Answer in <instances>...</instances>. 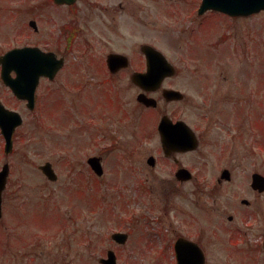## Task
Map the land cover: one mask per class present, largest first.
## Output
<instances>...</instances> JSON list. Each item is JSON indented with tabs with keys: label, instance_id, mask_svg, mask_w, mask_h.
Segmentation results:
<instances>
[{
	"label": "rangeland",
	"instance_id": "obj_1",
	"mask_svg": "<svg viewBox=\"0 0 264 264\" xmlns=\"http://www.w3.org/2000/svg\"><path fill=\"white\" fill-rule=\"evenodd\" d=\"M21 1L26 20L34 15L29 8L39 5L45 25L41 37L26 33L27 44L55 49L70 65L38 86L34 111L4 94L7 105L22 111L25 124L15 136L0 227L9 224L13 238L26 232L35 240L29 246L33 264H101L108 249L118 254L119 264H176L171 239L179 233L199 241L207 264H253L247 245L259 242L256 237L264 232V192L250 185L253 172L264 174V10L200 16L202 0H81L78 12L71 13L45 6L47 0H0V50L17 42V35L10 39L5 32ZM97 6L107 9L103 19ZM64 23L75 25L77 33L70 51L61 33ZM143 42L156 45L176 65L178 73L167 84L190 93L193 102L180 107L182 118L190 122L202 109L211 112L201 147L176 153L192 170V181L174 180L175 161L164 156L154 132L159 115L143 108L139 115L148 119L143 140L135 135L133 119L115 139L99 137L100 148H111L104 177L85 159L98 147L94 128L84 131L78 121L87 119L84 109L95 104L99 91L121 90L129 111L138 107L131 75L146 66ZM110 48L131 55V65L119 75L104 63ZM3 144L0 131V168ZM150 155L159 157L155 168L147 161ZM48 160L59 174L56 181L39 169ZM224 168L232 170L233 179L219 185ZM117 230L130 233L126 245L113 241ZM1 234L0 264H29L23 248L15 245L12 253L4 229ZM236 234L240 238L232 240ZM233 247L244 250L232 254Z\"/></svg>",
	"mask_w": 264,
	"mask_h": 264
},
{
	"label": "water",
	"instance_id": "obj_2",
	"mask_svg": "<svg viewBox=\"0 0 264 264\" xmlns=\"http://www.w3.org/2000/svg\"><path fill=\"white\" fill-rule=\"evenodd\" d=\"M58 3L73 4L76 0H55ZM216 9L224 11L229 15H250L256 11L264 10V0H203L199 13L202 14L208 9ZM147 57V70L145 72H136L133 74V81L142 86L145 90L157 89L161 86L162 80L167 76H172L176 72L175 67L166 58L162 51L155 49L153 46L145 45L143 47ZM121 54H112L108 58V63L113 71L121 66H128L129 62L126 56ZM3 78L6 83L15 89V92L20 98H28L30 107L35 105V91L42 75L55 77V73L63 66V59H59L57 54L53 52L42 51L38 47H23L16 49L2 56ZM15 68L18 71L17 78L10 77V71ZM168 98L183 97L182 92L178 90H165ZM138 100L148 106L157 105L154 97H148L146 93H141ZM23 120L18 111L8 110L0 102V126L7 138V150H11L13 146L12 136L15 128L22 124ZM160 129L163 135V146L167 152L188 149L197 147V141L194 140L189 125L183 121L172 123L168 117H164L160 123ZM92 165L95 170L102 173L100 163H94L91 158ZM154 164V158L149 160ZM43 172L51 179H56L57 175L54 172L51 162L41 166ZM9 167L5 166L0 172V215L2 213V191L6 186ZM178 175L183 179H188L190 172L186 169H181ZM222 177L230 179L231 175L228 170L222 172ZM221 180V179H220ZM253 187L264 191V175L254 173ZM113 238L121 243H125L128 238V233L115 232ZM177 258L179 264H205V254L199 248L198 244L193 241H188L181 238L176 246ZM108 258H102L100 261L103 264H118L117 254L113 250L108 251Z\"/></svg>",
	"mask_w": 264,
	"mask_h": 264
},
{
	"label": "flooded vegetation",
	"instance_id": "obj_3",
	"mask_svg": "<svg viewBox=\"0 0 264 264\" xmlns=\"http://www.w3.org/2000/svg\"><path fill=\"white\" fill-rule=\"evenodd\" d=\"M80 1L81 0L77 1L76 3H74L71 6L67 5V4H63V5L54 4L53 6L59 8V9L65 8L68 11H70L71 13L72 12L77 13L78 11H76L77 10L76 7L79 5ZM21 2H22L21 3L22 6H20V9H19L20 13L15 14L16 20L13 19L16 23H14L13 20H10V22H12L11 23L12 28L5 32L7 37H10V39L13 35H17V38H16L17 42H14L13 44L9 45V47L5 50H0V60H1V55H3L4 53H6L8 51H11V49H13V48H22V46H27V45L40 46V45H38L39 43L38 44H36V43L35 44L34 43L33 44H27V42L25 40L26 35H27L26 33H29L31 35L33 34L36 37H41L43 34L42 32H43V29L45 28V25L42 23V19L40 17V13H39L40 6L39 5H32L29 9L30 10L32 9L34 15L31 16V18H27L28 20H26L25 15L23 14V12H24L23 8H25V3L23 1H21ZM46 5L52 6L51 1L47 0V3L45 4V6ZM95 8L97 10H99L98 12H96L98 14L99 19H103L106 15V12H107L106 7L104 8L101 6H97ZM6 16L4 15L5 18H6ZM52 17L50 18V20H52ZM90 18H91L90 14L89 13L86 14V21L89 22ZM73 28L74 27L71 25V23H64L63 24V28L61 30V33L63 34V37L65 38L66 47H67V44L70 40V33H73L72 32ZM56 42H57V40H56ZM145 43L146 42L141 43L140 48H139L143 57H145V55H144L143 51L141 50V48H142L143 44H145ZM42 48L48 49L46 47H42ZM49 50H52V49H49ZM113 52L124 53V54H127L131 58V55L124 52V51H121L119 49L117 50V49L110 48L109 50H107V53L105 54V61L107 60L108 56ZM140 67H138V68H140ZM2 68H3L2 64H0V98L2 99V101L4 102L6 107H8L12 110H14L16 108L10 107L9 105H7L5 103V101L3 99V97L5 96L4 95L5 93H7L6 96L7 95H8V97L12 96V98L16 99L17 101H20V103H22L23 109L26 107L28 108V100L19 99L16 96V94L14 93V89L7 86L4 82V79L1 78ZM138 68L136 70H139ZM126 69L127 68H120L118 71H116L115 73H112V74L113 75L114 74L119 75L120 72H122ZM141 69L144 70V67H142ZM134 71L135 70H133L132 73ZM16 76H17V71L13 70L11 73V77H16ZM44 79H46V78L44 77L41 79L40 84H42ZM167 79H169V78H167ZM167 79H165L163 81L162 86L160 88L153 90L152 92H146L149 96H154L157 99L159 104L156 107H153V106L152 107H146L144 104L138 103V107H136L137 109L134 108L132 111H129V109L124 104L123 100L121 102V99H123V96L120 93L121 90H116V89L112 90L111 88H104V89H102V91H99V93H98L99 96L97 97L95 104L94 105L91 104V106L86 107V108L84 107L85 108L84 113L86 114L85 117L87 119L85 120V118H80L79 119L80 121H78L79 127L84 131L85 130L88 131L92 127L94 128V136H93V138L95 140L94 143H95V147H98L94 153H90L88 155H85V159L87 160V164L90 167V170L94 171L91 167L90 160H89V158H91V156H97L98 158L101 159V163L103 164L104 170H105V168H107V165L109 164V159H107V156H108V153L111 151V148H109V147L100 148V145H99L100 144V142H99L100 136L106 140H109V141L115 139L117 136V133H119L122 128L123 129L125 128L124 124L133 119L135 121L134 126H136L135 135L138 138L140 137L142 140L146 137L148 129H146L145 126L142 125V121L144 118H141V116L139 115V113H140L139 110L142 108L145 110L155 111V113L159 115V121L157 123L158 127L154 132L158 136L159 143L162 146V135H161V131L159 130V125H160L159 123H160L162 117H164L165 114H169V116L171 117V119L173 121L178 120V119H183L182 113L179 111L180 107L184 106L185 104H187L189 106H193V102H191L190 93H185V96L183 99H178V98L168 99L167 98L164 90L166 88L175 87L174 85L173 86L168 85ZM138 89H139V91H138V95H139L141 93L142 89L139 87H138ZM112 93H115V95H113ZM16 110H18V109H16ZM29 110L33 111L31 109H29ZM20 112L22 113V111H20ZM210 113L211 112H209L207 108L202 109L201 114L199 113L196 116H194V114H193V119L190 120V122L187 121L199 139V144H200L199 147H201L202 142L206 137V132H207L208 127H209L208 117H209ZM79 114L80 113H78V117H80ZM22 115H23V113H22ZM23 117H24V115H23ZM84 123H86V124H84ZM17 129H19V128H17ZM17 129H16V131H17ZM1 135H2V132H1ZM233 137H235V136H233ZM2 138H3V135H2ZM132 149L134 150V147ZM196 151L197 150H193L191 152H196ZM188 152H190V151H188ZM176 153H179V152L176 151L175 153L172 152L170 154L164 153V156L167 159H172L175 161L176 171L174 172V177H175L174 180L176 182H178V184L194 180V177H195L194 175H193V178L188 180V181H181L179 179V177H177L178 170L184 166L179 162V159L176 156ZM13 154H14V152L10 155L4 156L3 159L1 160L2 161L1 163H3V165H4L6 160H8V162L11 163L10 158L12 157ZM150 156H154V155H150ZM154 157H156V156H154ZM158 159H159V157L158 158L156 157L155 165H153V166H151L150 164L149 165L151 167L155 168ZM11 165H12V163H11ZM12 169H13V166H12ZM105 171L101 176L98 175V178H102V176L104 177ZM231 175H232V170H231ZM174 180H173V182L171 181L170 183L174 184V182H175ZM10 181H11V179H10ZM226 182L229 183V181H220L219 185L222 183H226ZM258 194H263V193L258 192ZM243 199H247V198H243ZM243 202L244 201L242 200V203ZM244 203L246 206L252 207V206H250V201H247ZM231 217H233V215H230L228 217L230 221H232V219H234V217L232 219H230ZM18 224L20 226L22 224V222L19 221ZM7 226H10V225L8 224L5 227L7 228ZM6 228H4V230L6 232L5 236H7V238H10L9 244L7 243L8 249H10V251L13 253V251H14L13 247L15 245L22 247L23 250H21V251L26 257H28L29 264H33L34 261H33L32 257H35V254L32 252V249L29 248V246H31L30 243H32L35 240L28 238L27 237L28 233H26V232H23V233L19 232L20 234L15 235L16 238H13L14 234L12 233V231L11 232L9 230L7 231ZM182 236L183 235L179 233L174 237L175 240L171 239V241H173V251L174 252H175L176 240ZM1 238H2V234H1ZM235 238H240V237H238L236 234V235H233L232 240H235ZM256 238L261 239V240L259 242L255 243V245H253V246H252V244L248 243L247 249H249V251L252 253L251 259H252L253 264H264V232L258 233ZM247 240L249 242V238ZM195 241H197V240H195ZM197 242H199V241H197ZM36 244H34L33 246H36ZM232 249H233L232 254L234 253L235 250H236V252L244 250V249H239L237 247H233ZM175 254H176V252H175Z\"/></svg>",
	"mask_w": 264,
	"mask_h": 264
}]
</instances>
